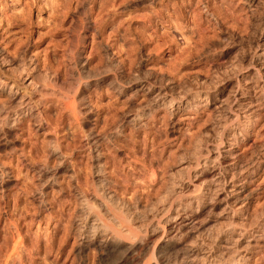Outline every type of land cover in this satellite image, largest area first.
Returning a JSON list of instances; mask_svg holds the SVG:
<instances>
[{
  "label": "rangeland",
  "instance_id": "374dc122",
  "mask_svg": "<svg viewBox=\"0 0 264 264\" xmlns=\"http://www.w3.org/2000/svg\"><path fill=\"white\" fill-rule=\"evenodd\" d=\"M263 4L0 0L1 61L75 102L0 135V264H264ZM252 172L259 196L223 215Z\"/></svg>",
  "mask_w": 264,
  "mask_h": 264
},
{
  "label": "bare ground",
  "instance_id": "6f19581e",
  "mask_svg": "<svg viewBox=\"0 0 264 264\" xmlns=\"http://www.w3.org/2000/svg\"><path fill=\"white\" fill-rule=\"evenodd\" d=\"M242 2L246 6V9H247L248 20L249 19L251 20L254 18V15H256L258 10L260 8L262 9V7L260 5H262V3L264 1L263 0H242ZM263 6H264V4H263ZM260 46L261 47L264 46V27H263V31L261 30V32H260V38L258 40L257 49L260 48ZM259 52H260V54L257 55L258 58H260L261 56L264 55V49L259 50ZM1 60H2V58L0 59V95L5 96L7 98L6 102L14 103L15 107H12L11 109H9L10 108L9 107L8 108L9 110L7 109V111L5 112V117L8 118V120L9 119L10 120L8 123H2V125L0 126V135L2 134L5 137V134H7L5 132L6 129L7 130L9 129L8 131L18 130L22 126V123L26 120H28L30 122L32 120L33 124H31V125L36 124L35 126H37L39 128H42L44 125L47 126L48 119L46 117V114H44V109H45L46 104H48L50 102L51 103L56 102L59 105H61V108L64 107L68 111L72 110V113L74 114L75 102L73 101V99H70L65 95V93H64L65 89L64 88L56 86L53 83L54 81L52 82L53 84L49 83L47 81L44 83L43 86H49L50 87L49 88L50 93L43 92L42 90H40L39 86L37 85L38 83H36L37 81H35L33 79L34 77H31V74L36 69V66L33 65V63H32V65L30 64V66L22 67L20 69V71L17 70V71H11L10 72L9 71L10 68L8 66L9 64L7 65L4 61H1ZM77 81H78V79H77ZM262 84L264 85V81ZM40 87H41V85H40ZM46 88L47 87H45V89ZM261 88H263V86ZM261 88H260V90H261L260 92H263V89H261ZM245 90H248V89H245ZM239 91H241V90L239 89ZM247 93H249V92H247ZM242 94H244V93H242ZM245 95L248 96V94H245ZM249 98H250V96H249ZM259 98L260 99H258V100H260V102L262 101V103L254 105V108H255L257 115H259L260 112H262L263 107H264V106H262V104H264V99L261 98L260 96H259ZM238 100H239V97L234 98L233 103L235 104ZM239 105H240V103H239ZM239 105H237V106H239ZM260 115H262V114H260ZM235 118H237V116ZM95 141H96V139H95ZM56 142H52L55 147H57L56 145H58ZM55 147H53V148H55ZM225 157H227V156H225ZM238 158H239L238 154H236V152H234V154L230 157V159L227 160L228 161L227 167H234L238 161ZM255 158H256L257 169L260 170V169L264 168V153L262 155L260 154L259 157H255ZM0 173H1V175L5 174V172L2 171L1 167H0ZM101 173H102V171H101ZM215 175H216V173H215ZM255 175H253V172L249 173V174H245L241 179V183H238V185L237 184H231L232 183L231 180L233 179V176L230 179H228V182H227V180L223 182L225 184V187L221 188V193H219V197L216 199L217 203H219V205L221 206V212L223 213V215L224 214L226 215L228 213H231L232 215L240 214L241 212L245 211L244 209H246L247 204H248L250 199H253V198L259 196V194H260L259 192L251 189L252 184H253V179H254L253 176H255ZM214 179H216V178H214ZM107 189H109V187ZM83 197H85V195ZM86 197L88 198V196H86ZM86 197H85V199H86ZM93 197H95V196H93ZM101 205L102 204L99 205V209H100ZM185 214H187V213H185ZM180 215H182V214H180ZM194 215L190 216L188 214L185 217H183L182 220L176 216L179 219V221L181 220V222L177 221L178 225H180L181 227H186L189 225L188 229H190L191 231L194 229L200 228L199 226H200V223L202 222V220L199 218L200 216L195 217ZM175 227L177 228L178 226H175ZM197 230H199V229H197ZM183 231L184 230H182V232ZM186 231H187V229H186ZM186 231H184V232L187 233L188 231L187 232ZM117 232H116V235H118ZM133 249H135V248L128 249L126 252L132 253Z\"/></svg>",
  "mask_w": 264,
  "mask_h": 264
}]
</instances>
